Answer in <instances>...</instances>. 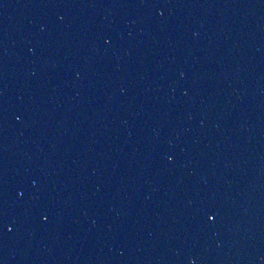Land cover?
I'll list each match as a JSON object with an SVG mask.
<instances>
[{
    "label": "water",
    "instance_id": "water-1",
    "mask_svg": "<svg viewBox=\"0 0 264 264\" xmlns=\"http://www.w3.org/2000/svg\"><path fill=\"white\" fill-rule=\"evenodd\" d=\"M0 264H264V0H0Z\"/></svg>",
    "mask_w": 264,
    "mask_h": 264
}]
</instances>
